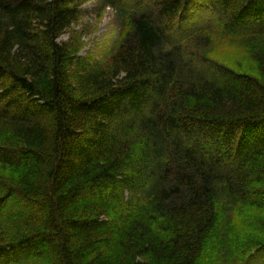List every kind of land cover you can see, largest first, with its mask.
<instances>
[{"label":"trees","instance_id":"obj_1","mask_svg":"<svg viewBox=\"0 0 264 264\" xmlns=\"http://www.w3.org/2000/svg\"><path fill=\"white\" fill-rule=\"evenodd\" d=\"M87 1L0 0V264H264V78L203 55L264 0H107L109 63Z\"/></svg>","mask_w":264,"mask_h":264},{"label":"rangeland","instance_id":"obj_2","mask_svg":"<svg viewBox=\"0 0 264 264\" xmlns=\"http://www.w3.org/2000/svg\"><path fill=\"white\" fill-rule=\"evenodd\" d=\"M106 1L88 0L82 6L83 11L73 28L70 29L71 31L66 32L61 38L68 40L76 38L80 54L92 55L109 63L120 39L121 28L116 14V10L120 7L108 6L104 3ZM117 2L122 3V0ZM123 3L129 4L132 3V0H123ZM201 15L198 16V21H201ZM195 16L197 15L195 14ZM196 22L194 17V20L187 24L186 28L183 26L182 34L186 33L187 35L195 31L199 25ZM251 28L254 29V27ZM203 55L228 64L241 62L240 65L249 73L264 78V40H260V38H250L238 45L231 42L225 43L222 40H214L203 52ZM240 56L242 58L239 59Z\"/></svg>","mask_w":264,"mask_h":264}]
</instances>
